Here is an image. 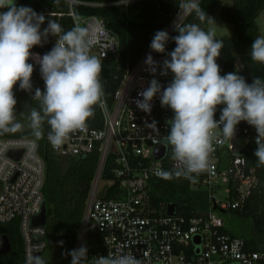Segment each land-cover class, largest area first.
I'll return each instance as SVG.
<instances>
[{"label": "built area", "instance_id": "built-area-1", "mask_svg": "<svg viewBox=\"0 0 264 264\" xmlns=\"http://www.w3.org/2000/svg\"><path fill=\"white\" fill-rule=\"evenodd\" d=\"M126 1L131 0H121ZM184 3L177 0L160 31L170 36L183 23L189 15L182 7ZM82 26L93 37L90 53L100 61L117 49V36L103 18L84 17ZM150 44L134 62L125 65L110 102L101 98L99 127L86 126L70 134L59 149H54L46 137L48 149L56 155H95L70 252L86 247L87 257L82 264H96L98 257L128 253L140 264H264V250H251L241 237L230 235L220 215L224 210L241 208L257 185L255 168L242 154V148L252 138L243 121L236 126L232 140L222 144L213 141L215 150L208 170L196 182L188 180L191 187L204 191L206 208L186 215L176 211L175 205L173 214L167 215V203L151 200L149 190L152 180L158 178L157 170L173 169L175 162L166 139L170 131L166 122L173 118L172 111L161 106L160 94L150 102V113L139 110L135 103L142 99L138 93L146 90L152 79L161 85V93L173 79L170 71L161 75L165 58L152 51ZM148 55L152 56L154 73L145 63ZM28 61L36 63L32 58ZM221 110L214 120L219 121ZM153 121L156 131L146 126ZM214 133L218 136L219 129ZM31 139L0 137V223L17 219L21 264L33 262L34 255L44 249L46 236V219L43 225L30 224V217L44 201V163L37 143L33 146L28 142ZM160 145L163 152L155 158L154 151ZM9 151L19 153L14 158ZM2 244L0 233V249ZM71 260L68 254L66 264Z\"/></svg>", "mask_w": 264, "mask_h": 264}, {"label": "clouds", "instance_id": "clouds-1", "mask_svg": "<svg viewBox=\"0 0 264 264\" xmlns=\"http://www.w3.org/2000/svg\"><path fill=\"white\" fill-rule=\"evenodd\" d=\"M187 14L195 13L200 22L214 21L195 0L182 5ZM0 135L23 130L14 111L17 103L13 87L19 82L20 90L31 91L32 58L40 67L44 91L35 90L32 100L39 101L28 115V128L33 146L43 138L45 122L49 126L47 140L59 149L70 134L84 130L94 115V108L102 103L104 95L100 82L102 64L90 53L93 37L82 26L83 18L73 10L74 26L65 31L54 19H48L41 32L45 16L30 7H17L14 0H0ZM172 39L176 47L163 62L161 75L168 72L172 81L161 93L156 79L138 93L135 101L139 110L150 113L153 97L160 94L162 107H168L173 118L166 123L170 131L166 136L175 162L172 170L158 169L156 175L164 180L183 177L196 182L197 177L209 168L213 141L222 144L232 140L236 126L245 121L256 130L254 152L256 166L264 168V79L257 77L251 84L235 72L220 75L216 63L224 46L214 31H206L199 24H186ZM57 37L55 46L42 57L31 53L34 46H42L47 37ZM98 39V37H95ZM169 40L166 31H157L150 49L163 53ZM251 61L264 65V36L254 39L250 51ZM145 63L155 72L151 55ZM223 105L219 121L214 120L217 106ZM222 125V128H221ZM156 131V122L147 124ZM219 129V135L214 133ZM71 264H82L87 257L86 247L69 253ZM37 264H41L39 258ZM96 264H140L131 253L119 256L98 257Z\"/></svg>", "mask_w": 264, "mask_h": 264}, {"label": "trees", "instance_id": "trees-1", "mask_svg": "<svg viewBox=\"0 0 264 264\" xmlns=\"http://www.w3.org/2000/svg\"><path fill=\"white\" fill-rule=\"evenodd\" d=\"M17 7L25 6L33 9L37 14L45 16V23L41 25V32L47 27L48 19L56 20L67 31L74 26L73 10L82 18L96 16L104 19L105 24L117 36L118 46L103 60L100 82L103 86V98L110 102L112 93L121 78L126 64H131L152 41L155 33L168 22L177 0H14ZM201 9L207 15L214 8H218L220 18L232 25V33L216 36L222 39L224 46L216 63L220 67V74L233 73L242 76L246 83L251 84L257 77L264 79V65L254 63L250 58L251 45L258 37L256 18L264 10V0H231L222 4L221 0H200ZM7 9H0L6 11ZM196 23L206 31L205 22H200L195 13L189 14L183 23L169 36L165 51L159 53L165 60L170 59L176 47L172 39L178 35L179 29L186 24ZM57 37L49 35L42 46H34L30 51L40 54L48 53L56 43ZM238 66L235 69V66ZM31 76V91L20 90L19 82L14 85L13 93L17 101L14 111L17 120L24 125L23 130L14 134H3L0 137H31L28 128V115L33 108H39V101L32 100L35 90L44 91V82L40 75V67H33ZM224 106H217L216 113ZM252 136L244 147L242 154L248 164L255 168L257 180L256 188L241 208L224 210L220 214L230 225L225 231L230 235L241 237L251 250H264V168L256 166L257 133L254 127L243 121ZM101 114L99 106H95L94 115L87 121L88 127H99ZM44 136L37 141V152L44 163V179L42 194L45 201L46 234L55 237L59 245L60 255L66 262L71 251L73 238L79 223L88 183L94 168L95 155L84 154L78 156H59L48 149L47 133L49 126L43 125ZM32 138V137H31ZM164 170H172L165 168ZM150 198L156 203L172 202L176 211L190 214L195 209L206 208L207 201L203 190L190 186L187 179L173 178L164 180L156 178L150 185ZM0 233L9 242V249L0 255V264L22 263V242L18 231L17 219L0 223Z\"/></svg>", "mask_w": 264, "mask_h": 264}, {"label": "rangeland", "instance_id": "rangeland-1", "mask_svg": "<svg viewBox=\"0 0 264 264\" xmlns=\"http://www.w3.org/2000/svg\"><path fill=\"white\" fill-rule=\"evenodd\" d=\"M230 1L231 0H221L222 4H228ZM208 16L214 21V24L206 21L208 31H214L216 36L229 35L232 33V25L224 22L220 18L218 8H214ZM256 22L258 36H264V11H261L258 14ZM224 224L225 226L230 225L225 220ZM44 241L45 247L36 257L39 258L41 264H66L64 258L60 255L59 245L57 244L55 237L51 234H46ZM36 258L31 264H37Z\"/></svg>", "mask_w": 264, "mask_h": 264}, {"label": "water", "instance_id": "water-1", "mask_svg": "<svg viewBox=\"0 0 264 264\" xmlns=\"http://www.w3.org/2000/svg\"><path fill=\"white\" fill-rule=\"evenodd\" d=\"M27 62L33 64V67H39V64L32 63L29 61H27ZM14 98H15V95H14ZM162 152H163V146L160 145L155 149L154 157L155 158L160 157ZM18 153H19L18 151H9L8 155L15 158V157H17ZM174 208H175V204L172 202H168L166 204V212L165 213L167 215L173 214ZM212 208H215V205H213ZM45 209H46L45 208V201H43L38 212L30 217V224L43 225L45 223V219H46ZM2 240H3V244H2V247L0 249V255L6 253L9 249V242H8L5 235H2ZM37 256H38V254L36 253L34 255V258H36Z\"/></svg>", "mask_w": 264, "mask_h": 264}]
</instances>
